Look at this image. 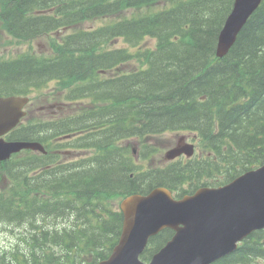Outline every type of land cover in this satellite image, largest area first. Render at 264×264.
<instances>
[{
    "label": "trees",
    "instance_id": "1",
    "mask_svg": "<svg viewBox=\"0 0 264 264\" xmlns=\"http://www.w3.org/2000/svg\"><path fill=\"white\" fill-rule=\"evenodd\" d=\"M153 1L9 0L0 17L13 39L25 42L82 18ZM89 2L95 6L90 8ZM166 2L159 13L124 18L93 33L53 41L56 55L52 58L0 57V94H30L57 77L63 86L77 85L80 88L75 91L90 92V96L97 87L94 94L100 102L83 115V122L81 115H75L64 128L53 127L55 132L66 133L83 124L97 125V133L90 138L96 142L92 157L51 164L50 156L28 151L0 162V223L28 232L20 236L23 243L0 254V264H85L87 253L86 264H96L110 254L122 230L123 213L107 208L111 200L159 185L183 195L194 184H223L264 163V1L222 59L215 50L231 0ZM46 6H56L60 19L33 15L35 9ZM118 37L131 44L156 37L158 51L148 50V69L111 81H102L97 74L96 81V70L131 58L125 49L103 50ZM77 51L84 55H76ZM179 123L197 126L206 155L186 166L173 163L146 171L135 170L134 160L120 155V138L146 139L147 133ZM46 130L29 123L9 138L42 140ZM35 162L41 170L32 176ZM187 180L192 188L183 191L180 182ZM40 219L45 223H38ZM171 234L169 230L153 238L142 257L149 260ZM261 261L264 230L251 234L235 252L213 264Z\"/></svg>",
    "mask_w": 264,
    "mask_h": 264
},
{
    "label": "water",
    "instance_id": "2",
    "mask_svg": "<svg viewBox=\"0 0 264 264\" xmlns=\"http://www.w3.org/2000/svg\"><path fill=\"white\" fill-rule=\"evenodd\" d=\"M261 1L235 0L219 34L218 57L229 53ZM28 100L15 95L0 97V135L18 124ZM23 148L43 146L0 138V160ZM120 207L124 212L120 240L112 254L98 264H211L235 251L250 233L264 228V165L224 186L201 188L183 199H175L168 188L160 186L146 195H128ZM167 227L176 231L173 238L150 262L143 261L140 255L150 237Z\"/></svg>",
    "mask_w": 264,
    "mask_h": 264
},
{
    "label": "rangeland",
    "instance_id": "3",
    "mask_svg": "<svg viewBox=\"0 0 264 264\" xmlns=\"http://www.w3.org/2000/svg\"><path fill=\"white\" fill-rule=\"evenodd\" d=\"M95 6V4L90 3L89 2V7L93 8ZM124 15V13H122L121 11L108 16V17H116V18H120ZM130 15V14H129ZM107 23V21L99 19L97 20V22H91L89 24H87L88 27H91L93 25H101ZM260 23V22H259ZM1 25V24H0ZM260 25H263V23L261 22ZM1 32V29H0ZM55 36H57L59 39H61L60 35H62V33H60V35L58 34H54ZM51 40L52 38L50 36H43V37H39L38 39L34 40L32 43L30 42H25L22 44H12V45H8L7 47H5L2 50V54L5 57H13L16 56L18 53L27 51L29 49H32L34 52H36L37 54H44L45 56H52L54 53V49L51 46ZM157 40L154 38H149L147 41H142L141 47L143 46V48L146 47H155ZM124 46V43H120L119 46ZM126 45V44H125ZM116 46V45H115ZM128 46L131 51H136L137 48L132 47L130 45H126ZM122 66L124 67L125 70L129 71L132 69V67H136L137 63L136 62H123ZM46 86V85H45ZM159 93V92H157ZM71 94V88L70 87H61L60 82H58L57 80H51V82L49 83V85H47L45 87V89H41L37 92H35V101H33V104L29 107L30 113L29 116L26 118V121L28 120V118H31L33 116L35 117H51V111L53 109V107H51L53 104H59V102H63L61 100L65 99L68 97V95ZM90 102V98L89 96H84L82 98L81 103L83 105H88ZM63 103H65V108L66 109H70V110H76V104L74 103H69L68 101H64ZM41 107H44L45 109H41ZM53 130V128H50L48 131L51 132ZM179 134H183L182 132H168L165 133L157 138H155L153 140V142L159 147L160 149V153L156 156V160L154 161V164H164V162L162 161L163 156H164V151L166 149V144L165 141H170V142H175L177 136ZM134 140H131V142L129 143V145H133L134 144ZM150 163V159L146 161V165H149ZM121 200V199H120ZM119 200V201H120ZM118 201V202H119ZM118 206V203H117ZM116 206V207H117ZM40 224L45 223L44 219H40L39 220ZM59 222L61 224L65 223L64 220H59ZM27 230L25 228L13 225V224H9V223H0V254H2L3 252H11L18 243H23V241L20 239V236L22 234L28 233L26 232ZM89 254L87 253L84 256V261L86 264V261L89 260ZM92 261V260H91Z\"/></svg>",
    "mask_w": 264,
    "mask_h": 264
},
{
    "label": "flooded vegetation",
    "instance_id": "4",
    "mask_svg": "<svg viewBox=\"0 0 264 264\" xmlns=\"http://www.w3.org/2000/svg\"><path fill=\"white\" fill-rule=\"evenodd\" d=\"M59 138L60 137H58V136H52L51 140L56 141L55 144H58L59 143V140H58ZM60 153H61V149L57 148V149L54 150V155H60Z\"/></svg>",
    "mask_w": 264,
    "mask_h": 264
}]
</instances>
